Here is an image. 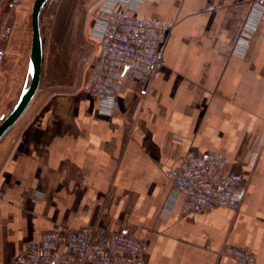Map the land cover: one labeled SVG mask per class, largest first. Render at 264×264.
Masks as SVG:
<instances>
[{
	"label": "crops",
	"instance_id": "obj_1",
	"mask_svg": "<svg viewBox=\"0 0 264 264\" xmlns=\"http://www.w3.org/2000/svg\"><path fill=\"white\" fill-rule=\"evenodd\" d=\"M107 0H48L30 104L0 138V264L50 231L91 227L103 241H147L144 264H264V17L250 0H143L130 13L166 24L163 64L124 77L113 112L86 88L100 73L96 17ZM0 0V124L30 80L31 16ZM123 7V6H122ZM190 151L229 163L238 210L182 212L167 176Z\"/></svg>",
	"mask_w": 264,
	"mask_h": 264
},
{
	"label": "built area",
	"instance_id": "obj_2",
	"mask_svg": "<svg viewBox=\"0 0 264 264\" xmlns=\"http://www.w3.org/2000/svg\"><path fill=\"white\" fill-rule=\"evenodd\" d=\"M143 0H107L96 17V31L103 48L100 73L87 90L99 100L104 113L113 112L121 80L129 76L137 81L152 78L162 67L158 49L168 29L166 24L132 15L130 12ZM252 14L264 17V0H250ZM123 6V7H122ZM229 163L219 154L198 155L188 152L178 168L167 176L182 194L184 214H202L215 208L238 210L241 188L237 178L214 173ZM6 199L0 192V206ZM147 241L128 233H115L109 240H100L91 227L73 233L63 229L45 234L32 242L14 264H144ZM224 254L255 264V257L244 250L226 247Z\"/></svg>",
	"mask_w": 264,
	"mask_h": 264
},
{
	"label": "water",
	"instance_id": "obj_3",
	"mask_svg": "<svg viewBox=\"0 0 264 264\" xmlns=\"http://www.w3.org/2000/svg\"><path fill=\"white\" fill-rule=\"evenodd\" d=\"M47 1L48 0H35L34 2L31 16L32 48L30 61V80L16 107L0 124V138L11 126H13L18 121L30 104L39 87L43 61L40 15Z\"/></svg>",
	"mask_w": 264,
	"mask_h": 264
},
{
	"label": "rangeland",
	"instance_id": "obj_4",
	"mask_svg": "<svg viewBox=\"0 0 264 264\" xmlns=\"http://www.w3.org/2000/svg\"><path fill=\"white\" fill-rule=\"evenodd\" d=\"M35 0H8V6L27 11L30 17Z\"/></svg>",
	"mask_w": 264,
	"mask_h": 264
}]
</instances>
